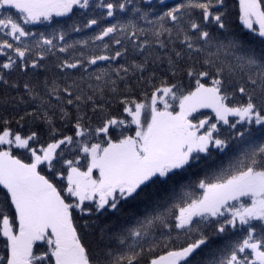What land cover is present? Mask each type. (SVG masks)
I'll use <instances>...</instances> for the list:
<instances>
[{
    "label": "snow or ice",
    "instance_id": "1",
    "mask_svg": "<svg viewBox=\"0 0 264 264\" xmlns=\"http://www.w3.org/2000/svg\"><path fill=\"white\" fill-rule=\"evenodd\" d=\"M236 8L0 0V264H264V0Z\"/></svg>",
    "mask_w": 264,
    "mask_h": 264
},
{
    "label": "trees",
    "instance_id": "2",
    "mask_svg": "<svg viewBox=\"0 0 264 264\" xmlns=\"http://www.w3.org/2000/svg\"><path fill=\"white\" fill-rule=\"evenodd\" d=\"M232 3H235L237 5L236 11H238V0H231ZM238 22V17H237ZM127 211V209H125Z\"/></svg>",
    "mask_w": 264,
    "mask_h": 264
}]
</instances>
